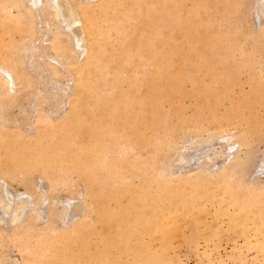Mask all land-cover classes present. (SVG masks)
<instances>
[{
  "label": "rangeland",
  "instance_id": "374dc122",
  "mask_svg": "<svg viewBox=\"0 0 264 264\" xmlns=\"http://www.w3.org/2000/svg\"><path fill=\"white\" fill-rule=\"evenodd\" d=\"M9 1L0 264H264V0Z\"/></svg>",
  "mask_w": 264,
  "mask_h": 264
},
{
  "label": "bare ground",
  "instance_id": "6f19581e",
  "mask_svg": "<svg viewBox=\"0 0 264 264\" xmlns=\"http://www.w3.org/2000/svg\"><path fill=\"white\" fill-rule=\"evenodd\" d=\"M16 1L18 2L19 0H13V1H11L12 3L13 2H15L16 3ZM30 2L29 3H33V4H36L38 1H40V0H29ZM41 1H45V3L44 2H42V4H41V7H49L50 9H52V11L54 12V14H55V16H57V14L59 13V10H60V8H61V5L57 2V4L55 3L56 2V0H41ZM105 1V0H104ZM109 1V0H108ZM111 1H113V0H111ZM111 1H109V2H111ZM10 2V1H9ZM10 2V3H11ZM106 2V1H105ZM5 4H6V2H5ZM105 4V3H104ZM12 5H14V4H12ZM16 5V4H15ZM14 5V6H15ZM84 5V4H83ZM109 5H110V3H109ZM5 6H7V5H5ZM9 6H11L10 4H9ZM96 6V5H95ZM105 6H107L106 4H105ZM256 6H257V4H256ZM258 9L257 10H259L261 13V15L263 14L264 15V4H260V2L258 3ZM97 7V6H96ZM5 8V7H4ZM82 8V7H81ZM80 8V9H81ZM98 8V7H97ZM110 8V7H109ZM136 8V7H135ZM0 9H1V6H0ZM7 9V8H6ZM106 9V8H105ZM8 10V9H7ZM84 10H86V8L84 9ZM107 10V9H106ZM108 11V10H107ZM110 11V10H109ZM1 12V11H0ZM4 12V11H3ZM114 12V11H113ZM2 13V12H1ZM5 13V12H4ZM8 13V12H7ZM9 14V13H8ZM96 14V13H95ZM109 14V13H108ZM259 14V13H258ZM259 14V15H260ZM59 15V14H58ZM9 16V15H8ZM5 17V16H4ZM67 17H69L68 15H66V26H68V27H71V26H75L76 27V25L78 24V22L80 21L78 18L77 19H72L71 21H68L67 20ZM11 18H12V16H11ZM82 18H83V16H82ZM15 20V19H14ZM83 20V19H82ZM59 21H61V20H59ZM58 21V22H59ZM84 21V20H83ZM95 22H97V21H95ZM86 23H87V21H86ZM90 23V21L87 23V24H89ZM103 23V22H102ZM84 24V23H83ZM91 24V23H90ZM3 25V24H2ZM85 25V24H84ZM104 26H106V25H104ZM138 26V25H137ZM103 27V26H102ZM84 28H85V26H84ZM105 28V27H104ZM58 29V28H57ZM97 29V28H96ZM67 31V30H66ZM86 31H87V28H86ZM135 31V30H134ZM87 34V33H86ZM102 41V40H101ZM178 45V44H177ZM5 50V49H4ZM7 51V50H6ZM9 51V50H8ZM5 52V51H4ZM7 54H9V52L7 53ZM6 54V55H7ZM1 56V55H0ZM9 56V55H8ZM4 57V56H3ZM5 58L7 59V56H5ZM114 61V60H113ZM2 61H0V63H1ZM11 64V63H10ZM5 67H6V65H5ZM2 70V69H1ZM3 71V70H2ZM6 71V70H5ZM7 73V74H6ZM6 75H8V77L7 78H4L3 79V81H4V83L6 84V85H8L9 86V84H14V76H13V74L10 72V71H6ZM4 74V75H5ZM2 75H3V73H2ZM1 76V75H0ZM3 78V77H2ZM153 78V77H152ZM2 81V82H3ZM0 85L2 86V83H0ZM0 86V87H1ZM2 87H4V86H2ZM0 88V90L2 89L3 90V88ZM5 88V87H4ZM7 90V89H6ZM176 153V152H175ZM184 156V155H183ZM182 156V157H183ZM184 158V157H183ZM183 158H181L180 156H179V159H183ZM263 160H264V158H263ZM262 160V161H263ZM264 162V161H263ZM260 166V165H259ZM162 170H163V168H162ZM161 170V171H162ZM263 170V169H262ZM7 187H5V185L4 184H1L0 183V221L4 218L5 219V217H6V215H9V219H8V222L9 221H13L14 223H16L15 221H17V220H20V217H21V212L25 209V207H27L28 205H29V200H30V195H28V194H26L28 197L27 198H20V197H18L17 195H14V194H11L9 191H7V189H6ZM41 194V193H40ZM42 198V197H41ZM31 203H32V201H31ZM37 203V202H36ZM35 203V204H36ZM174 205V204H173ZM29 207V206H28ZM27 209V208H26ZM34 209V208H33ZM32 209V210H33ZM63 210H64V208H63ZM178 210V209H177ZM174 212H176V210H174ZM38 213V212H37ZM36 215V214H35ZM64 217V216H63ZM174 217V216H173ZM7 218H8V216H7ZM3 219V220H4ZM69 221V220H68ZM170 223V222H169ZM168 223V224H169ZM11 224V223H10ZM181 225V224H180ZM158 232H160V231H158ZM175 234V233H174Z\"/></svg>",
  "mask_w": 264,
  "mask_h": 264
}]
</instances>
